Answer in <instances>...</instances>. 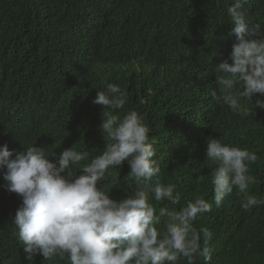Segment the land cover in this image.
Returning a JSON list of instances; mask_svg holds the SVG:
<instances>
[{"label":"trees","instance_id":"16d2710c","mask_svg":"<svg viewBox=\"0 0 264 264\" xmlns=\"http://www.w3.org/2000/svg\"><path fill=\"white\" fill-rule=\"evenodd\" d=\"M234 0H0V146L9 150L44 147L61 153L73 147L102 154L109 141L99 130L102 106L97 91L109 83L126 93L118 113L135 110L149 129L160 180L176 185L179 209L203 196L212 210L198 216L194 227L207 228L212 239L201 246L211 252L208 264H264V204L241 210L234 190L221 207L213 202L211 171L205 157L207 140L255 152L249 166L257 178L249 194L264 199V111H251L241 101L233 113L210 95L227 94L214 83V66L227 59L233 37L227 9ZM261 27L264 0H247L241 9ZM237 85L233 93L242 91ZM257 99L264 96L256 94ZM80 166L72 168L79 173ZM127 162L109 169L101 182L113 199L130 195ZM6 171V169H5ZM0 172V264H67L59 257L29 262L18 242L13 217L22 199L5 190ZM154 183V182H153ZM167 218H161L162 228ZM179 264H187L181 258ZM195 264H205L197 255Z\"/></svg>","mask_w":264,"mask_h":264},{"label":"clouds","instance_id":"9594fccd","mask_svg":"<svg viewBox=\"0 0 264 264\" xmlns=\"http://www.w3.org/2000/svg\"><path fill=\"white\" fill-rule=\"evenodd\" d=\"M244 3L247 0H234L227 9L232 50L213 69L214 83L227 94L212 90L210 95L233 113L240 110L241 101L250 100L256 115V109L264 111V100H252L256 94L264 96V36L260 25L241 10ZM237 85L243 90L233 93ZM92 103L102 106L99 130L109 142L88 163L81 164L89 160V152L73 147L57 154L35 145L23 151L0 146L4 188L22 199L12 222L26 260L41 255L43 261L59 257L67 264H179L184 258L187 264H195L201 255L208 264L211 252L201 242L207 244L212 233L207 228L197 230L194 222L212 210V203L196 196L179 209L164 207L157 214L151 200L175 206L181 195L176 185L160 180V164L154 159L156 152L148 142L143 116L135 110L123 116L118 113L127 97L116 84L97 91ZM205 157L216 165L211 185L217 208L234 190L243 197L240 207L244 212L264 204V199L249 194L250 186L257 183L249 174V166L259 159L255 152L209 138ZM125 162L130 169L126 179L134 182L135 190L113 199L101 182L111 174L109 169ZM74 166H80L75 175ZM162 217L167 219L160 228Z\"/></svg>","mask_w":264,"mask_h":264}]
</instances>
